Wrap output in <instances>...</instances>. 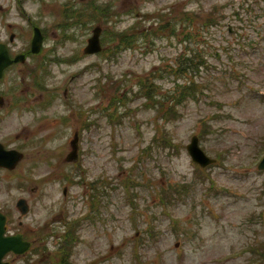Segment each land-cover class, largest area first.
I'll return each mask as SVG.
<instances>
[{
    "label": "rangeland",
    "instance_id": "obj_1",
    "mask_svg": "<svg viewBox=\"0 0 264 264\" xmlns=\"http://www.w3.org/2000/svg\"><path fill=\"white\" fill-rule=\"evenodd\" d=\"M0 5L11 47L29 50L35 25L44 33L3 131H20L29 151L14 177L0 174V207L14 204L15 230L31 241L9 264H61L66 248L72 264H264V0ZM96 26L103 50L86 54ZM123 37L133 43L120 49ZM187 57L199 70L172 74ZM192 80L206 87L173 122L138 95L150 82L163 96ZM76 131L80 158L68 161ZM194 134L214 164L192 160ZM19 196L30 202L21 225ZM71 228L77 239L65 245Z\"/></svg>",
    "mask_w": 264,
    "mask_h": 264
},
{
    "label": "flooded vegetation",
    "instance_id": "obj_2",
    "mask_svg": "<svg viewBox=\"0 0 264 264\" xmlns=\"http://www.w3.org/2000/svg\"><path fill=\"white\" fill-rule=\"evenodd\" d=\"M2 9H3V6L0 5V10ZM0 23H2L1 19H0ZM15 35L16 34L11 33L9 36V39L5 40L4 38L3 39L1 38V34H0V46L4 45L6 54L8 53L9 55V64L6 65L4 68L0 69V174L3 175L1 180L7 179L8 176L14 177L12 173L16 171L17 168L20 165H22L25 160L29 159L28 157L29 151L26 148V146L22 144L20 131H18L15 134L14 136V138L16 137L15 139L8 140L9 138L5 139L3 135V131L6 130L5 122L13 121L15 118H17L14 113H18L19 108L21 106V100L19 96L20 91L18 87V86H21V84L18 83L20 82L19 72L21 69V65L22 63L26 62L32 55L37 54V53H32L30 49L28 50V48L24 50H16L14 47H11V45L15 42ZM17 56H19V59H16ZM22 56H24V59L22 58ZM2 60H6V58L0 56V64ZM20 90L22 91V88H20ZM76 135L78 136V143H79L81 135L78 131H76L73 138H75ZM24 140H27V139H24ZM32 141L33 139H31L29 143H32ZM6 151H12V152H7L9 153V157H7L6 154L1 153V152L6 153ZM19 153H21V158L17 161H14V155L15 154L19 155ZM79 158H80V148H79L78 159ZM14 183L16 185L18 184L15 181ZM1 189H3V187H0V190ZM65 192H66V189H65ZM23 198L25 200V209L26 208L28 209V213L30 211L29 199L25 196H19V198L16 201V205H15L17 210L19 211V214H21V207L18 204V202L20 199H23ZM9 203L10 204H7L5 201L4 205H1L0 207V213H2L5 216V235L20 234L22 235L24 240H28L27 238L24 237V235L21 232L15 230L16 229L14 225L15 219H14V215L12 214V210H11L12 205L14 204H12L11 202ZM23 219L24 217H20L19 215L18 217L19 225L23 224ZM9 254H15V253L10 251L9 253L6 254L5 257H7ZM15 255L20 256L22 254H15ZM8 262L10 263V261Z\"/></svg>",
    "mask_w": 264,
    "mask_h": 264
},
{
    "label": "water",
    "instance_id": "obj_3",
    "mask_svg": "<svg viewBox=\"0 0 264 264\" xmlns=\"http://www.w3.org/2000/svg\"><path fill=\"white\" fill-rule=\"evenodd\" d=\"M101 32H102L101 26H96L93 29L92 35L89 37L87 45L84 48L85 53L93 54V53L101 51L102 49L101 38H100ZM42 38H43V35L41 33L40 28L35 27L34 36H33L32 43H31L32 52L35 53L40 50V47L42 45ZM4 47H5L4 45L0 46V56L6 58V60H2L0 64V69L4 68L6 65L9 64V55L8 53L6 54ZM22 58L24 59V56H22ZM16 59H19V56H17ZM71 146H72V150L67 156L68 161L75 160L78 157L79 145H78L77 135L71 141ZM187 150L191 158L193 159V161L200 164L203 167H206L216 161V159L207 155L204 149L201 147L199 143L198 135H193L191 137L190 142L187 144ZM7 152H12V151H6V153L5 152H1V153L6 154V156L9 157V153ZM20 158H21V153H19V155L17 154L14 155V161H17ZM258 167L259 169H264V158L258 164ZM18 204L21 207L22 213L25 214L28 211L27 208L25 209V200L20 199ZM4 232H5V218L0 213V264H7V262L3 261V257L5 256L7 252L13 251L15 253L21 254L27 251L30 246V242L23 240L22 235L18 234V235H13V236H5Z\"/></svg>",
    "mask_w": 264,
    "mask_h": 264
},
{
    "label": "trees",
    "instance_id": "obj_4",
    "mask_svg": "<svg viewBox=\"0 0 264 264\" xmlns=\"http://www.w3.org/2000/svg\"><path fill=\"white\" fill-rule=\"evenodd\" d=\"M174 29L175 27L172 26ZM114 35V34H113ZM115 37V35H114ZM133 43V38L131 39L130 37L128 39L126 38H117V43L116 46L120 49H125L128 48L132 45ZM188 60L191 62L195 60L194 58H189L187 57ZM198 62L193 61L192 63H187L184 66H180L177 70H174L172 74H175L177 77H184L186 74H188V69H191L193 72L196 70H199ZM198 73V72H197ZM168 75H171L170 73ZM141 84V82H140ZM145 85V84H144ZM206 87L204 85H200L198 82L195 80H192L190 83L187 84H180V85H175L173 88L169 89V91L162 95H158V88L157 86H154L152 82L149 83L148 88L145 89H140L139 96H141L143 99H151L153 100V104L151 107H156L159 111L163 112V115L166 117V121L168 122H173L179 119L181 110L180 106L182 103L190 100V99H195L199 98L197 95L202 92V89ZM139 90V88H138ZM161 96V97H160ZM160 97V100L158 99ZM168 116V117H167ZM77 227H75V230ZM75 230L72 228L68 230L67 233V238L65 241V245L68 243H73L71 241H74L77 239ZM68 237L71 238V241L68 240ZM64 245V246H65ZM70 248H66L62 250V258L61 264H72L70 261ZM256 252H258V255L264 257V248L258 249Z\"/></svg>",
    "mask_w": 264,
    "mask_h": 264
}]
</instances>
